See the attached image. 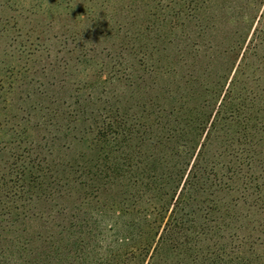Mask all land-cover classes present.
Segmentation results:
<instances>
[{"label":"rangeland","instance_id":"1","mask_svg":"<svg viewBox=\"0 0 264 264\" xmlns=\"http://www.w3.org/2000/svg\"><path fill=\"white\" fill-rule=\"evenodd\" d=\"M255 17L195 162L208 171L199 176L204 246L225 247L236 264H264V0ZM104 25L119 31L120 0H0V168H34L44 187L61 174L74 182L38 203L43 219L29 229L49 233L63 214L88 218L87 264L120 260L119 39L105 36ZM209 38L221 42L220 32ZM82 154L115 166L116 187L103 178V194L93 196L84 171L94 166H67ZM18 155L27 159L15 162Z\"/></svg>","mask_w":264,"mask_h":264},{"label":"trees","instance_id":"2","mask_svg":"<svg viewBox=\"0 0 264 264\" xmlns=\"http://www.w3.org/2000/svg\"><path fill=\"white\" fill-rule=\"evenodd\" d=\"M261 2L120 0L119 31L104 25L105 36L119 39L113 50L120 69V260L115 264L242 262L223 246H204L197 222L199 176L208 171L195 162ZM214 32H220V43L209 38ZM30 152L25 148L23 154ZM23 157L13 156L15 162ZM103 158L82 154L67 162L94 166L84 175L96 197L108 184L103 178L110 176L112 189L119 177L115 166L101 168ZM46 161L38 164L47 166ZM0 169V264H87L82 255L94 238L85 231L88 218L69 220L62 210V223L52 221L49 233L29 229L43 219L38 203L74 182L61 174L44 187L34 168Z\"/></svg>","mask_w":264,"mask_h":264}]
</instances>
